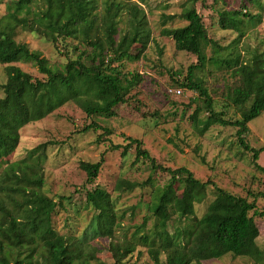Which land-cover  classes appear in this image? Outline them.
Masks as SVG:
<instances>
[{
  "label": "trees",
  "instance_id": "1",
  "mask_svg": "<svg viewBox=\"0 0 264 264\" xmlns=\"http://www.w3.org/2000/svg\"><path fill=\"white\" fill-rule=\"evenodd\" d=\"M188 1L192 6L180 15L187 24L163 28L162 34L175 41L177 50L197 57L184 81L178 83L197 91L203 101V106L198 105L190 117L201 135L215 124L237 127L240 145L252 152L255 169L264 174V165L258 162L264 147L254 148L246 141L249 123L264 112V51L247 59H243L241 52L235 57H225L195 6L198 0ZM148 2L14 0L8 4L7 14L0 15V63L5 65L7 76L4 96L0 98V264H91L92 259L98 258L96 247L89 249L85 238L61 234L54 227L53 215L61 203L43 191L46 144L31 149L23 159L4 162L17 150L20 130L25 125L48 117L65 104L73 102L89 116L111 117L115 107L138 95V90L132 92L143 82V74L128 69L126 62L140 60L154 41L143 6ZM247 2L260 0H244V8ZM242 13V10L220 12V26L239 32L236 43L245 34ZM244 15L251 20L257 17L250 12ZM19 27L52 41L62 49L66 60L52 62L41 50L17 41ZM209 46L213 50L211 56L207 53ZM20 62L31 63L44 76H33L18 65ZM208 63L230 69L236 76L237 82L229 88L228 99L241 110L239 118H228L225 110L216 109L204 81L196 77V71L205 69ZM135 107L140 110L138 104ZM204 109L208 115L201 120L199 114ZM90 129H103L102 138L111 134L109 128L97 122L82 131ZM126 139L129 143L123 146V156L135 144L136 161L144 159L153 171L160 169L170 174V179L163 186H156L150 180L145 184L125 178L117 180L114 189L119 192L144 185L153 189L150 214L123 241L117 236L123 223L119 221L111 192L100 186L86 191L87 202L96 211L90 224L92 236L110 240L108 249L114 264L122 263L139 244L148 247L155 264H162V254L165 264H200L227 254L264 263L255 219L264 217V208L257 206L258 199L264 200V191L249 188L247 196L233 193L212 180L202 181L186 166L172 168L158 163L141 139ZM120 147L113 145L114 149ZM104 162L105 154H102L96 162L80 163L87 182L95 181ZM177 184L182 186L180 194ZM211 185L214 199L205 213L197 217L196 204L205 201ZM151 217L155 222L148 228Z\"/></svg>",
  "mask_w": 264,
  "mask_h": 264
},
{
  "label": "rangeland",
  "instance_id": "2",
  "mask_svg": "<svg viewBox=\"0 0 264 264\" xmlns=\"http://www.w3.org/2000/svg\"><path fill=\"white\" fill-rule=\"evenodd\" d=\"M14 0H0V15L7 14L8 4ZM244 0H198L197 10L202 14L209 35L217 41L225 57H235L241 52L243 59L250 58L256 52L264 51V0L259 3H246ZM152 30L151 41L140 60L126 62L130 70L143 74V82L132 92L138 95L127 103L115 107L111 117L89 116L75 103L70 102L56 110L48 117L29 123L21 130V141L15 151L4 162L23 159L28 152L41 144H46L43 191L61 204L53 215L55 229L61 234L85 238V245L96 247L97 257L91 264H114L115 259L108 247L110 240L92 236L90 224L96 211L88 204L86 191L96 186L111 192L119 221L123 228L118 229V239L132 236L136 226L144 222L149 215L152 186H138L133 190L119 192L114 189L119 178L130 179L141 183L150 180L156 186H163L170 174L153 171L144 159L136 161V145L130 147L126 156L122 155L123 146L129 143L127 137L138 138L143 146L156 158L157 162L172 168L186 166L202 181L212 180L216 185L233 193L247 196L249 188L264 191V174L253 165L252 152L240 145L237 138V127L215 124L201 135L190 115L198 105L203 106L198 92L179 86L188 74L189 66L197 62L196 55L176 49L175 41L162 34L163 28L184 26L187 21L180 15L192 4L188 0H149L143 4ZM225 10H242L240 16L244 21V36L236 43L238 31L223 29L220 26V12ZM256 14L254 20L247 15ZM167 15H175L167 19ZM16 40L27 43L38 49L52 62H63L66 57L52 41L40 35L17 29ZM233 51L230 56L229 52ZM135 52L140 51L135 49ZM207 53L213 54L209 46ZM222 54V53H221ZM24 70L35 77L44 75L31 63H18ZM0 63V98L4 96L3 84L7 76ZM196 77L204 81L210 92L214 106L225 110L227 117H240L241 110L234 107L228 99V91L237 82L232 70L208 63L207 67L196 71ZM181 89L177 94L172 90ZM197 98V99H196ZM140 106L138 110L135 106ZM144 112L148 115L144 116ZM208 112L204 109L199 114L201 120ZM97 122L111 130V134L102 138L103 129H82ZM201 125V124H199ZM246 134L247 143L254 148L264 147V112L249 123ZM113 145H120L114 149ZM105 154V162L98 177L93 183L87 182V174L80 167L82 161L96 162ZM258 162L264 165V150ZM150 178V179H149ZM177 193L182 191L177 184ZM214 199V188H208L204 202L196 204V216L201 217L209 203ZM252 200V198H249ZM257 206L264 208V200L258 199ZM260 229L258 243L264 250V217H256ZM155 220L148 221L151 228ZM171 230L173 227L170 228ZM162 264L165 255L162 254ZM120 264H155L148 247L139 244L136 250ZM196 264V263H195ZM200 264H262L256 263L247 256L227 254L219 259L204 260ZM264 264V263H263Z\"/></svg>",
  "mask_w": 264,
  "mask_h": 264
},
{
  "label": "built area",
  "instance_id": "3",
  "mask_svg": "<svg viewBox=\"0 0 264 264\" xmlns=\"http://www.w3.org/2000/svg\"><path fill=\"white\" fill-rule=\"evenodd\" d=\"M172 92H175L177 94H181L182 93V90L181 89H177V90H172Z\"/></svg>",
  "mask_w": 264,
  "mask_h": 264
}]
</instances>
